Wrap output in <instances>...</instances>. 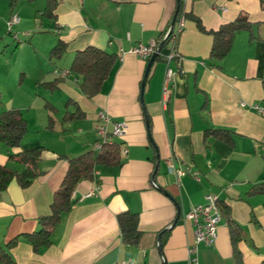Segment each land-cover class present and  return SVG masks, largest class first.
<instances>
[{
    "label": "crops",
    "instance_id": "obj_1",
    "mask_svg": "<svg viewBox=\"0 0 264 264\" xmlns=\"http://www.w3.org/2000/svg\"><path fill=\"white\" fill-rule=\"evenodd\" d=\"M36 1L19 0L14 9L0 11V113L18 109L27 120L15 153L45 148L29 186L13 180L0 192V246L16 264H190L195 225L187 214L215 194L230 215L223 216L214 246L199 245L198 264H237L232 222L241 230L238 248L244 264H264V193L249 194L264 183V0H183L207 30L247 14L255 38L250 30L237 31L230 52L216 61L210 57L213 36L186 20L178 60L170 62L176 75L167 98V48L163 60L154 62L144 91L148 61L133 53L123 60L119 56L122 49L158 42L178 0H58L56 17L50 19L57 39L40 38L46 28L39 16L43 8L25 4ZM19 12L34 26L23 41L7 23ZM20 24L21 17L15 28ZM60 40L66 51L53 57L51 50ZM89 46L116 56L109 78L91 98L79 87L81 77L70 70L77 51ZM101 109L128 123L125 134L115 139L121 164L97 165L91 177L81 179L52 244L35 250L23 234L39 229L38 218L50 212L68 158L100 152L94 144ZM67 111L76 115L65 121ZM50 117L54 123L49 127ZM211 129L230 131L232 143L206 138ZM0 164L24 169L9 162L1 143ZM187 166L200 181L177 174ZM124 211L139 214L137 246L123 241L117 216ZM16 236L18 242L8 248Z\"/></svg>",
    "mask_w": 264,
    "mask_h": 264
},
{
    "label": "trees",
    "instance_id": "obj_2",
    "mask_svg": "<svg viewBox=\"0 0 264 264\" xmlns=\"http://www.w3.org/2000/svg\"><path fill=\"white\" fill-rule=\"evenodd\" d=\"M25 1L33 2L34 0ZM18 2L19 0H9L10 8L14 9ZM57 5L58 0H46V6L40 12L39 16L54 19L56 17L55 11ZM182 17H185L186 20H194L201 31L213 36V46L210 57L216 61L223 59L230 52L237 31L250 30L251 37L255 38L253 35V22L245 13H241L234 21L222 24L217 30H207L201 19L195 16L192 10H186L185 2L183 0H178L177 9L169 26L172 28V32L166 41L159 42V45H162V47L155 61L163 60V51L169 45L170 39L175 33V26ZM178 42L179 41L175 43L176 49L178 47ZM65 51L66 42L60 40L51 50V56L60 57ZM175 60H178V55ZM115 61V54L94 46H89L83 50L77 51L70 70L72 73L81 77L79 87L82 93L90 98L97 95L101 91L103 83L109 78ZM51 84L54 85V83ZM51 110L54 111V108H51ZM75 115V112L72 113L67 111L64 119L65 121L71 120ZM53 123L54 119L50 117L49 127L52 126ZM26 132L27 120L20 110L8 109L0 113V143L7 148L9 162H17L24 166L22 171H17L8 165L0 164V192L5 191L13 180H16L21 187H27L37 177V167L45 148L43 146H38L30 150H23L16 153L13 151L14 148L21 146ZM205 136L206 138L213 136L214 138L232 143V133L225 129L207 130ZM120 164V144L115 140L111 143L104 144L103 149L98 153L89 151L77 157L68 158V169L61 186L54 193L50 205V212L38 218L39 229L23 234L33 248L39 250L40 248H45L52 244V237L55 230L61 223L63 216L72 209L75 203L72 194L77 183L81 179L91 177L97 165ZM259 193H264V183L254 185L249 191L250 195ZM219 205L222 208L223 216L228 218L230 215L228 206L220 203V201ZM117 218L123 241L127 245L137 246L142 236V231L139 228V214L136 212L124 211L119 213ZM240 239L241 230L235 222H232L231 242L234 257L237 264H244L242 253L238 248ZM18 240L19 236L12 238L7 243V247H13ZM0 264H16L10 253L2 246H0Z\"/></svg>",
    "mask_w": 264,
    "mask_h": 264
},
{
    "label": "built area",
    "instance_id": "obj_3",
    "mask_svg": "<svg viewBox=\"0 0 264 264\" xmlns=\"http://www.w3.org/2000/svg\"><path fill=\"white\" fill-rule=\"evenodd\" d=\"M20 22V16L17 13L12 14L8 20L9 31L14 32L15 26ZM186 25L185 17H182L175 26V33L170 39L168 49L165 55L167 64V71L163 84V96L168 97L171 87L174 84L175 70L170 66V62L175 60L177 56L176 42L179 41ZM172 28H167L158 42H151L150 44L140 43L130 50H121L119 59L123 60L127 53H133L145 61H149L154 52L159 48V42H164L170 36ZM15 38L17 35L15 33ZM256 109H261L255 105ZM128 129V123L124 120H115L111 114L104 109L98 111L96 134L98 137L97 142L94 144V149L101 151L104 144L113 142L116 138L122 137ZM177 174L181 177L186 174H192L198 181L201 180L199 173L187 166L176 170ZM187 218L192 220L195 225V241L189 249L190 264H198L197 251L200 244L207 246H214L218 239V229L221 221L223 220V213L219 205V197L215 194H208L204 204L194 205L187 214ZM117 264H133L125 261H120Z\"/></svg>",
    "mask_w": 264,
    "mask_h": 264
},
{
    "label": "rangeland",
    "instance_id": "obj_4",
    "mask_svg": "<svg viewBox=\"0 0 264 264\" xmlns=\"http://www.w3.org/2000/svg\"><path fill=\"white\" fill-rule=\"evenodd\" d=\"M25 4H27L26 6H29V8H35L36 5L40 4L42 6V8L44 9V7L46 5V0H37L36 3H34L33 5H31L30 3H25ZM3 9H7V10L10 9L9 0H0V11H3ZM30 14H31V9H30V12L27 13V15L29 16ZM19 15L21 17L22 24L18 25L16 28H14V31H15V33L17 35V38L19 40L23 41V40L26 39V36H25L26 35V31H29V29L31 27H34V26H31L25 20L26 13H24V12L20 13L19 12ZM40 18L42 19V21H45V23H46V28L45 29L41 28V29H43L42 30L43 32L41 33V35H39L40 38H46L47 37L49 39L50 38L51 39H57L58 37L56 36V33L50 30L51 29V27H50V23H51L50 19L47 18V17H40ZM51 36H53V37H51ZM7 37L10 38V39L12 38L11 36H8V35H7ZM16 42H18V41L14 40L11 43L12 44H17Z\"/></svg>",
    "mask_w": 264,
    "mask_h": 264
},
{
    "label": "water",
    "instance_id": "obj_5",
    "mask_svg": "<svg viewBox=\"0 0 264 264\" xmlns=\"http://www.w3.org/2000/svg\"><path fill=\"white\" fill-rule=\"evenodd\" d=\"M161 47L162 45L159 46V48L157 49L156 52H154V54L152 55V57L150 58V60L148 61V65H147V69H146V73H145V78H144V81H143V84H142V89L144 91L145 89V85H146V81L148 79V76L150 74V71H151V68L156 60V57L158 56V54L160 53L161 51Z\"/></svg>",
    "mask_w": 264,
    "mask_h": 264
}]
</instances>
